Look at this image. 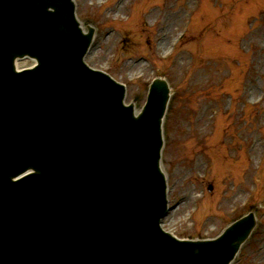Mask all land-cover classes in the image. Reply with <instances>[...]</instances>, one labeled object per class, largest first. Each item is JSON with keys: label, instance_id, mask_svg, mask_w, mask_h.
<instances>
[{"label": "water", "instance_id": "obj_1", "mask_svg": "<svg viewBox=\"0 0 264 264\" xmlns=\"http://www.w3.org/2000/svg\"><path fill=\"white\" fill-rule=\"evenodd\" d=\"M74 6L0 0V264H232L254 213L216 239L179 240L159 226L168 204L160 165L168 85H153L137 114L124 103V84L90 71L103 82L97 91L79 74L91 35L77 30ZM50 16L58 29L29 34L26 47L17 24ZM67 51L78 61L66 62ZM30 52L38 64L18 71L16 59ZM138 139L151 140L149 160ZM150 162L158 193L123 190Z\"/></svg>", "mask_w": 264, "mask_h": 264}, {"label": "rangeland", "instance_id": "obj_2", "mask_svg": "<svg viewBox=\"0 0 264 264\" xmlns=\"http://www.w3.org/2000/svg\"><path fill=\"white\" fill-rule=\"evenodd\" d=\"M77 1L84 22L92 19L100 32L116 27L86 60L128 83L127 102L143 105L147 83L160 72L175 87L162 159L175 207L163 226L178 236L214 238L258 208L263 222L236 264H264V0ZM197 3L196 25L175 46ZM238 35L248 38L246 48Z\"/></svg>", "mask_w": 264, "mask_h": 264}, {"label": "bare ground", "instance_id": "obj_3", "mask_svg": "<svg viewBox=\"0 0 264 264\" xmlns=\"http://www.w3.org/2000/svg\"><path fill=\"white\" fill-rule=\"evenodd\" d=\"M20 63H22V62H20Z\"/></svg>", "mask_w": 264, "mask_h": 264}]
</instances>
